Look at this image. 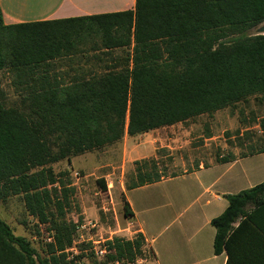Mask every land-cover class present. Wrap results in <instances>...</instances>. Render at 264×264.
Returning <instances> with one entry per match:
<instances>
[{"label":"trees","instance_id":"1","mask_svg":"<svg viewBox=\"0 0 264 264\" xmlns=\"http://www.w3.org/2000/svg\"><path fill=\"white\" fill-rule=\"evenodd\" d=\"M263 21L264 0H136L133 10L16 24L4 23L0 7V72L16 76L24 102L8 106L0 91V201L21 196L27 214L54 232L40 255L0 216V264H79L83 257V244L81 254L68 257L76 224L65 211L74 185L57 186L51 164L118 144L125 133L136 136L264 95V34L250 32ZM75 61L93 66L53 74ZM257 124L256 140L244 144L241 137L252 136L243 134L242 152L218 153L215 162L264 152V116ZM157 163L135 160L126 186L169 177L154 172ZM98 182L107 190L104 179ZM227 198L212 220L215 253L226 252V264H264L258 213L264 181ZM123 202L129 217L124 194ZM104 257L92 264H138L156 254L139 231L108 240Z\"/></svg>","mask_w":264,"mask_h":264},{"label":"rangeland","instance_id":"2","mask_svg":"<svg viewBox=\"0 0 264 264\" xmlns=\"http://www.w3.org/2000/svg\"><path fill=\"white\" fill-rule=\"evenodd\" d=\"M256 28H252L250 32L254 33ZM92 66V63L82 61L80 64L75 61L68 66L60 64L55 67L53 74L63 75V72L69 71L73 75L79 67ZM16 81L12 72H0V91L6 104L24 107L22 92ZM262 116L264 95H255L233 108L226 107L213 114H202L186 122L152 131L153 135L158 133L162 136L156 143L158 148L153 156H148L147 152L132 155L126 153L125 147L132 144L130 136L125 133L120 143L74 156L73 163L61 160L51 164L58 174L57 186L69 182L74 185L70 192L71 205L65 211L66 220L76 224V240L68 250V257L81 254L78 248L83 244L85 250L79 264L101 261L105 258L104 254L96 253V250L114 236H126L123 235L126 231L121 229L128 226L130 218L124 213L123 194L119 190L121 181L126 185V181L134 176L135 160L155 158L158 163L154 172L170 176L173 173H184L201 164H209L215 161L218 153L238 156L242 152L239 138L246 133L252 139L241 137L244 144L256 140L260 135L257 122ZM208 134L211 137H207ZM63 172L66 174L63 175ZM101 179L106 181L107 190L100 187L98 180ZM0 216L11 225L15 234L26 236L40 255L45 254L46 244L53 239L54 232L49 229L50 225H38L37 219L27 214L21 196L0 201ZM89 221H96L99 226L91 227L87 224ZM83 224L86 226L82 227Z\"/></svg>","mask_w":264,"mask_h":264},{"label":"crops","instance_id":"3","mask_svg":"<svg viewBox=\"0 0 264 264\" xmlns=\"http://www.w3.org/2000/svg\"><path fill=\"white\" fill-rule=\"evenodd\" d=\"M135 6L136 0H0L5 24L133 10ZM152 131L130 136L132 148L126 146V153L155 155L162 136ZM263 181L264 152L226 163L201 164L139 187L128 188L121 181L119 192L131 212L128 226L121 230L128 238L142 232L153 248L156 258L141 259L138 264H226V252L214 251L212 220L227 208L228 195ZM258 213L264 218V205Z\"/></svg>","mask_w":264,"mask_h":264},{"label":"built area","instance_id":"4","mask_svg":"<svg viewBox=\"0 0 264 264\" xmlns=\"http://www.w3.org/2000/svg\"><path fill=\"white\" fill-rule=\"evenodd\" d=\"M87 224L90 225L91 227H98L99 226L98 222H96V221H89ZM85 226H86V224L82 225V227H85ZM49 240H51V239H49ZM106 250H107V244H105L99 250H96V253L105 254Z\"/></svg>","mask_w":264,"mask_h":264},{"label":"water","instance_id":"5","mask_svg":"<svg viewBox=\"0 0 264 264\" xmlns=\"http://www.w3.org/2000/svg\"><path fill=\"white\" fill-rule=\"evenodd\" d=\"M252 34H264V21L257 26V28L255 29V32Z\"/></svg>","mask_w":264,"mask_h":264}]
</instances>
